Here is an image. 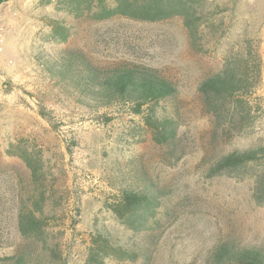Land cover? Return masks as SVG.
I'll return each instance as SVG.
<instances>
[{"label":"rangeland","instance_id":"rangeland-1","mask_svg":"<svg viewBox=\"0 0 264 264\" xmlns=\"http://www.w3.org/2000/svg\"><path fill=\"white\" fill-rule=\"evenodd\" d=\"M17 6L20 29L0 25L1 264H20L18 256L25 264H84L94 228L119 242L146 244L145 264H212L209 253L221 243L264 247V195L254 196V175L264 173V164L241 177L208 176L219 155L264 144V0H202L201 20L218 30L202 23L193 42L180 17L94 21L70 18L57 0H20ZM48 18H64L71 28L65 42L49 38ZM246 42L254 52L250 113L220 126L203 109L197 87ZM56 48L79 50L98 64L150 66L169 78L179 96L174 143H157L141 115L126 106L90 109L58 90L35 62L37 53ZM40 107L50 111L49 120ZM20 154L38 164L36 177ZM136 164L162 191L153 229L137 234L109 208L120 171ZM35 188L45 192L41 240L23 237L17 227L18 211L30 204Z\"/></svg>","mask_w":264,"mask_h":264},{"label":"trees","instance_id":"trees-1","mask_svg":"<svg viewBox=\"0 0 264 264\" xmlns=\"http://www.w3.org/2000/svg\"><path fill=\"white\" fill-rule=\"evenodd\" d=\"M201 4L202 0H57L58 8L72 19L87 15L94 21L124 18L153 23L180 17L190 42L200 35L202 23H205L203 28L218 30L211 22L201 20ZM47 25L50 27L48 36L54 42L63 43L70 35L71 28L64 18H48ZM253 53L247 42L239 45L223 57L217 72L198 84L203 109L214 123L225 126L227 122H241L250 113L246 95L252 87V63L248 60ZM35 62L67 97L90 109L126 106L130 112L141 115L157 143L167 146L174 143L179 126L178 88L156 68L129 61L98 64L81 51L68 48L39 52ZM39 113L50 119V111L45 107H40ZM19 157L36 177L38 164L25 155ZM258 163L264 164V144L219 155L208 166V176L241 177ZM120 173L110 210L135 234L152 230L158 219L162 191L138 164ZM254 176L257 199L264 195V173L256 172ZM29 199L30 204L18 211L17 227L23 237L41 240L46 231L41 215L45 192L35 188ZM149 257L147 245L140 240L119 242L105 229L94 228L89 235L84 264H107L108 260L136 262L138 259L145 264ZM209 258L212 264H264V247L221 243L214 246ZM17 259L20 264L27 261L23 256ZM2 261L4 258L0 257V264Z\"/></svg>","mask_w":264,"mask_h":264},{"label":"crops","instance_id":"crops-1","mask_svg":"<svg viewBox=\"0 0 264 264\" xmlns=\"http://www.w3.org/2000/svg\"><path fill=\"white\" fill-rule=\"evenodd\" d=\"M20 0H3L0 2V25H5L10 30L20 29L22 23L18 18L21 16L18 8Z\"/></svg>","mask_w":264,"mask_h":264},{"label":"built area","instance_id":"built-area-1","mask_svg":"<svg viewBox=\"0 0 264 264\" xmlns=\"http://www.w3.org/2000/svg\"><path fill=\"white\" fill-rule=\"evenodd\" d=\"M0 51H2V39L0 38Z\"/></svg>","mask_w":264,"mask_h":264}]
</instances>
